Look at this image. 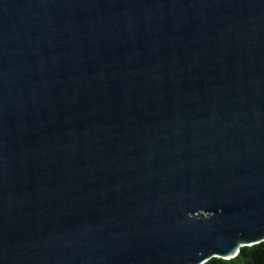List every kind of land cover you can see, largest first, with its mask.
Masks as SVG:
<instances>
[{
  "label": "water",
  "instance_id": "1",
  "mask_svg": "<svg viewBox=\"0 0 264 264\" xmlns=\"http://www.w3.org/2000/svg\"><path fill=\"white\" fill-rule=\"evenodd\" d=\"M260 241L264 0H0V264Z\"/></svg>",
  "mask_w": 264,
  "mask_h": 264
},
{
  "label": "trees",
  "instance_id": "2",
  "mask_svg": "<svg viewBox=\"0 0 264 264\" xmlns=\"http://www.w3.org/2000/svg\"><path fill=\"white\" fill-rule=\"evenodd\" d=\"M202 264H264V241L242 246L233 257H211Z\"/></svg>",
  "mask_w": 264,
  "mask_h": 264
}]
</instances>
